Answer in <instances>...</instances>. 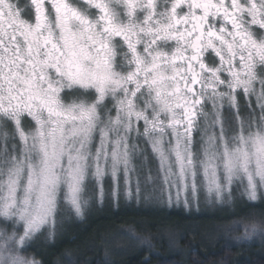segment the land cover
<instances>
[{"label": "snow or ice", "instance_id": "6c2138e0", "mask_svg": "<svg viewBox=\"0 0 264 264\" xmlns=\"http://www.w3.org/2000/svg\"><path fill=\"white\" fill-rule=\"evenodd\" d=\"M106 180L113 206L264 202V0H0V264H42Z\"/></svg>", "mask_w": 264, "mask_h": 264}, {"label": "trees", "instance_id": "16d2710c", "mask_svg": "<svg viewBox=\"0 0 264 264\" xmlns=\"http://www.w3.org/2000/svg\"><path fill=\"white\" fill-rule=\"evenodd\" d=\"M126 204L128 206L114 209L113 205L107 204V210L92 212L86 222L74 220L62 228L61 236L55 242L47 244L40 253L36 252V258L42 264H69V261L71 264H146V257H150L151 264H221L222 261L226 264H264V245L261 244L264 237L261 241L230 244V250L219 247L223 242L217 237L221 235L219 232L215 237V227L230 221L263 218L264 207L260 205L250 203L230 213L198 217L186 211H175L172 207L143 209L136 208L134 201ZM132 232L150 241L154 249L145 251L148 243L133 248L120 247L119 256L107 260L106 253H115H112L114 249L106 248L105 243L112 242V237L129 238L127 236ZM173 232L171 237H164ZM206 235L211 238L206 240ZM169 240L180 243L169 248L166 245ZM174 252L180 254L172 255Z\"/></svg>", "mask_w": 264, "mask_h": 264}, {"label": "rangeland", "instance_id": "374dc122", "mask_svg": "<svg viewBox=\"0 0 264 264\" xmlns=\"http://www.w3.org/2000/svg\"><path fill=\"white\" fill-rule=\"evenodd\" d=\"M239 103L243 109L244 105L246 104V101L244 99L243 96L240 97L239 99ZM150 167H155V161L154 160H151L150 158V164H149ZM142 193H141V198L139 200V202H137V200L135 199V186L133 185V198L131 200H126L125 197H124V194H123V184L121 182V185H120V189L118 191V193L116 194V199H115V203L118 205V206H112V208H116V207H120V206H128L126 204L127 203H130L132 201H134L135 203V207L136 208H143V209H150V208H154V209H159V210H165V208H169L167 203L165 202H162L161 200L159 199H156V198H153V197H150L149 196V189H144L143 188V185H142ZM98 192V190H97ZM120 198V196H122ZM104 205L102 208H100L99 206H94L92 208V212H95L96 210H103V209H108V206L107 204H111L113 205V194H112V185H111V182L109 180H106L104 182ZM189 196H190V193H189ZM201 196V210L199 212H196V210L193 208L191 211L189 212H185L187 214H193V215H196L198 217H202V216H207V215H221V214H226V213H230V212H233L235 211V209L237 208H244L246 207V205L252 203V202H249L246 200V198H237V199H234L232 203L230 204H226V205H213V206H208V207H205V205L203 204V196L204 194L201 193L200 194ZM173 197H175V191H173ZM182 197H183V194H182ZM125 201V202H124ZM155 204H152L154 203ZM256 205H260L262 207H264V202H256L255 203ZM166 205V206H165ZM170 209V208H169ZM172 209H174L175 211H185V209L183 208V205L181 203V205L179 207H177L175 204H173L172 206ZM91 212V213H92ZM91 215V214H90ZM89 215V216H90ZM260 215V214H258ZM88 216V217H89ZM74 220L75 219H68V218H65L62 223H59L58 226H57V234H56V237L54 239V241L52 242H55L59 236H61L60 234L62 233L63 229L65 226H68V224L70 223H74ZM237 221V220H236ZM236 221H230L227 225L224 224V225H220L218 227H215L216 232H215V237L218 235V232L219 237L220 239L222 238L223 241H228L230 244L232 245H240V244H244V242L246 243L247 241H237L235 239L236 236L238 235H242L243 233V227L245 224L247 223H251V222H260V223H264V217L262 218H258V217H252V218H249V217H245V218H242V220L236 222ZM172 235H174V232L171 234H165L164 237L167 239L169 237H171ZM127 237L129 238H126V237H112V242H107L105 243V246L106 248L108 249H114L112 250L113 252L112 253H115L114 255H109L106 253L107 255V260H110L111 258H114V257H117L119 256V254L122 252L120 249V247H124V248H133L134 246L138 245V246H143V244H146V243H141V241H145L144 239L140 238L139 235H137L136 233H134L133 235V232L131 235H128ZM264 237V234H260L258 233L254 238L253 240L255 241H261V239ZM211 237L206 235V240H209ZM218 239V238H217ZM52 242H49L48 240H46L45 238H41L39 240H37L36 244L34 245V249H35V252H38L40 253L41 251H43V247H47V244L49 243H52ZM120 248V249H119ZM127 251V250H126Z\"/></svg>", "mask_w": 264, "mask_h": 264}]
</instances>
